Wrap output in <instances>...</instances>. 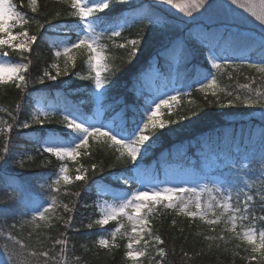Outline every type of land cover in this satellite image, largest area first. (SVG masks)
<instances>
[{
	"label": "trees",
	"instance_id": "obj_1",
	"mask_svg": "<svg viewBox=\"0 0 264 264\" xmlns=\"http://www.w3.org/2000/svg\"><path fill=\"white\" fill-rule=\"evenodd\" d=\"M12 2L22 14H26L25 19L29 22L26 26L18 25L16 29L24 31L27 27L29 34H40L32 53H25L32 61L27 73L29 88H34L35 91L32 92V98H26V94L12 84L0 87V109L13 111L18 121L23 122L34 107L35 100L46 97L48 102L55 103L58 107L67 104L69 107H79L87 116L93 114V81L80 78L89 75L85 54L76 58L75 67L72 64L68 67V75H61L56 81H46L47 87L32 83V78L38 76L45 68L55 75L50 65L58 60L54 58V52L62 47L60 41L66 36L76 38L77 18L69 15L72 11L70 4L63 0H38V12L33 13L28 6V0ZM110 4L111 9L100 14L102 19L113 23L126 20L127 23L122 29L121 37L110 40L105 34L102 39L108 57L107 63L112 69L103 73L107 80L104 119H113L116 125L126 123L129 129L140 120L144 111L143 92L135 84L138 74L147 67H158L167 81L179 86L177 106L172 108L171 113L164 108L162 114L163 119L172 120L173 123L164 129L148 132L153 138L143 158L139 160L140 168L147 179H161L162 165L176 160L180 155L188 154L200 165L203 155L215 153L221 156L219 163L212 165L215 166L216 173L226 181L220 185V188L225 189L224 193L215 191L219 200L228 195L227 190L230 188L231 203L236 206V193L242 187L238 179L241 174L252 186L244 191L255 195L262 183L259 172L264 165V143H261L260 138V132L264 129V113L259 106L237 104L221 107L215 103L208 104L204 99L205 94L196 90L198 86L194 81L202 79L211 71L217 78V91L224 89V92L219 94L225 100V93L229 91H239L241 95L247 93L248 90L241 87L245 84L264 91V74L248 67L247 64L240 66L242 57H247L248 63L260 62L261 37L231 25L185 21L149 0H128L127 3L110 0ZM58 12L60 15L57 17ZM145 13L161 16L166 21V26L148 25L147 21L140 19ZM41 24L44 25L42 29L39 27ZM98 27L103 31L104 26ZM228 37H231V40ZM133 38L142 42L135 57L130 58V49L119 48L118 45ZM209 48L214 49L218 59L226 58L235 61V64L213 69L207 59L212 54ZM11 55L20 60L17 53L12 52ZM208 99H212L210 91ZM17 103L21 104L18 114L15 111ZM3 121L12 123L7 112L0 110V122ZM61 129L62 126L54 121L43 128L39 125H34L31 129L14 127L10 133L13 157H10L6 171L0 172V264H9L7 254L3 251L5 243L9 247L13 245L9 236H15L27 245L25 249L16 245V250L21 253V264H42L40 258L32 257L29 253L39 250L58 253L60 246L53 248V242L63 238L61 233L65 232L70 238L69 264H132L124 256L128 242L126 233L131 231L129 224L121 230V233L125 234H118L115 243L119 247L107 249L101 248L96 241L101 235L111 240L110 233L117 228V222L112 221L103 228L95 224L88 228L87 225L99 215L98 183L105 182L131 192L137 187L136 182L125 186L116 181L115 177L124 167L116 159L118 153L110 142L105 144L90 141L89 148L83 149V153L87 151L88 155L82 153L80 158L88 169L87 183H61L58 193L51 191L47 186L51 183L49 177L54 179V173L64 161L44 152L42 141L48 130L63 134ZM236 145L239 146L238 150L234 147ZM3 146L4 135L0 134V150ZM227 157H231L232 162L226 161ZM13 158L17 161L22 159L23 166L12 163ZM92 164L102 167L103 171L97 170L93 173ZM14 191L15 195L9 198ZM201 195L204 199L208 193L204 191ZM52 196L56 197V206L48 214L51 219H37L36 223L41 225L38 229L35 224L25 223L31 219L34 211L39 210ZM243 198L241 193V201ZM65 205L69 210L65 209ZM251 207V215L264 216V207L258 195ZM215 211L219 214L224 210L216 208ZM228 214L225 213L222 219L226 220ZM68 217H72V223L66 228L64 222ZM212 218L209 216V219ZM148 220L152 236L147 235L151 239L150 245L146 248L145 255L140 258V264H156L160 259L157 255L158 247H165L167 252L163 264H264L260 253H252L250 245L228 231L230 224L220 223L210 227L204 221H192L183 214H178L177 210L165 208L163 204L157 205L148 214ZM237 225L236 231L241 232V225L252 226V222L237 220ZM254 226L257 230L264 229V223L259 219ZM155 235H159L165 244L156 245ZM221 235L224 236L223 240L219 239ZM137 247L141 248L139 245ZM252 255L257 259L251 260Z\"/></svg>",
	"mask_w": 264,
	"mask_h": 264
},
{
	"label": "snow or ice",
	"instance_id": "obj_2",
	"mask_svg": "<svg viewBox=\"0 0 264 264\" xmlns=\"http://www.w3.org/2000/svg\"><path fill=\"white\" fill-rule=\"evenodd\" d=\"M63 2L70 4L72 11L69 15L77 18L76 38L64 37L60 41L62 47L57 48L54 52L55 59H59L62 55L66 58L63 70H61L58 63H52L50 68L56 70L55 75L48 68H45L38 76L32 78V83L47 87L46 81H56L59 76L68 75V64L71 63L75 67L76 62L75 56L72 55L73 50H87L89 75L80 78L94 82L93 97L97 105L95 118L83 114L80 108L76 106L69 107L65 104L63 107H58L55 103L48 102L46 97H40L35 100L34 107L23 122L18 121L17 115L13 111L0 109L7 112L8 117L12 120V123L3 121L2 125H0V134L4 135V146L0 150V172L6 171L10 163V157H13L10 136L13 128L31 129L34 125H39L43 128L45 124H52L54 121L50 117H54L59 112L61 119L56 120L55 123L62 126L61 131L64 136L57 135L55 130L48 132L42 141V150L44 152L51 154L60 161L66 159L75 161L81 155L82 149L87 150L89 148L90 141H100L105 144L110 142L115 152L118 153L116 159L124 165L120 169L121 174L116 179L122 181L125 186L132 184L133 181L137 184V188L131 192H124L120 195L113 194V203L103 201L97 204V208L99 209L98 218L87 225L88 228H92L94 224L103 228L111 221H117L121 216L126 217L128 221L132 222L133 227L131 232L126 233L128 242L126 245L127 250L124 253V256L132 264H140V258L145 255V249L137 246L141 244L142 240L145 246L149 244L147 239H143L142 234L147 232L149 237L152 236V230L148 227V214L159 204H163L165 208L177 210L178 214H183L192 221H204L210 227L220 223L230 224L231 228L228 231L250 245L252 253H260L261 259L264 260V229L257 232L254 226L257 219L264 223V216L256 217L255 215H251V205L257 195L261 199L262 207H264V165L261 166L259 172L262 183L255 195H249L244 191V189H250L252 186L243 174L238 176L242 187L236 193V206H233L231 203L232 192L230 188L227 190L228 195L223 196L221 200L211 197L208 201H204L202 200L201 193L205 190L210 192L213 190L208 189L207 185L190 187L187 186L186 182L183 184H173L167 178L156 182L147 179L139 165V160L143 158L144 152L147 150V146L153 138L147 133L149 131L155 132L157 129H164L167 125L173 123L172 120L162 118L161 109L167 108L169 113H171L172 102L177 101L180 92L177 91L175 95L166 94V98H158L159 102L153 100L144 109L140 120L135 122L131 129L126 127V123L116 125L102 120L101 115L105 111V93L104 91L98 90L105 89L107 83L102 73L111 71L112 69L107 63L108 57L105 54V45L101 43V40L105 34H107V38L110 40L121 37L122 29L127 21L113 23L109 20L102 19L100 14L104 13L105 10L111 9L110 0H63ZM117 2L127 3L128 0H117ZM156 3L172 6L187 17H192L199 10L211 6L210 0H156ZM230 3L232 5H238L240 8L251 13L260 22L261 27L264 28V0H259L258 4L254 0H245L244 3H239V0H230ZM28 6L31 12H38V0H28ZM25 15L17 10V5L12 3V0H0V49H4L5 47L10 48L20 57V60L17 62L5 60L3 58L8 57L9 52L6 50L0 51V87H6L12 84L24 92L26 98H32V92L35 89L30 90L29 76L27 75L30 71L32 61L25 53H32L33 46L40 39V34H29L27 27L21 32L13 31L17 25L26 26L29 23L25 19ZM56 15L58 17L60 13L58 12ZM140 19L147 21L148 25L154 27L166 26V21L161 16L154 14L145 13ZM101 25L104 26L103 31L97 32V26ZM39 27L42 29L44 25L41 24ZM228 39L231 40V37H228ZM14 41L18 42L14 43ZM141 42L140 39L133 38L127 40L125 43L119 44L118 47L129 48L128 55L130 58H134L139 51L138 46ZM209 52L212 54L207 59L211 62L213 69H220L222 65L231 67L235 64V61H230L226 58L218 59L213 48H209ZM259 52V63H248L247 57H242L240 66L247 64L248 67L254 68L259 73L264 74V35L261 36L259 41ZM129 62H131V59ZM118 68L119 66H117V70ZM194 83L198 86L196 90L205 94L204 99L208 104L215 103L221 107H230L237 104L242 106H259L262 113H264V91L253 88L250 84L241 86L248 90L243 95L239 91L226 92L225 100L219 94L220 92H224V89L217 91V78L212 75L211 71L204 75L202 79L195 80ZM189 87H192V85H189ZM209 90H211L210 95L212 99H208ZM20 109L21 104L17 103L15 109L17 114ZM64 137L67 138L65 139ZM260 138L261 143H264V129L260 132ZM83 154L88 155V152L85 151ZM11 162L18 163L20 166H23L24 163L22 159L17 161L14 158ZM91 170L93 173L97 170L103 171L102 167H99L97 164H92ZM76 172L77 174L74 177L69 175L67 164L62 163L58 171L54 173V179L49 177L51 183L47 185L48 188L58 193L62 182L64 185L71 184L73 181H84L87 183L89 179L88 169L81 166L76 169ZM221 183H226V181H221ZM214 191L224 193L225 189L214 187ZM241 193H243L244 197L242 201L240 199ZM105 194L107 193L105 192ZM12 195H15V191L9 198ZM55 206L56 197L52 196L45 205L39 210L34 211L31 219L25 221V223L35 224L36 229L40 228L41 225L36 223L37 219L40 221L50 220L51 217L48 214L54 210ZM64 207L66 210H69L67 205ZM216 208H221L224 211L218 214L215 211ZM225 213H229L226 220L222 219ZM209 216L213 218L209 219ZM237 220H251L252 226L241 225L242 231L237 232ZM64 223L66 228L70 227L72 217H68ZM173 224H175V220ZM124 227V224L120 223L117 228L111 231V240L107 236L101 235L96 243L101 248H118L119 245L115 241L118 238V234H125L121 233ZM61 236L63 238L55 239L53 242V248L60 246L58 253H53L52 250H39L31 251L29 255L40 258L42 264H69L68 253L70 238L66 232L61 233ZM9 239L13 241L12 247H9L7 243L3 245V251L7 254L9 264H21V253L16 250V245H19L20 249L27 248V245L15 236H9ZM208 239H211V237H208ZM219 239L223 240L224 236L221 235ZM154 242L156 245L165 244V241L159 235L154 236ZM157 255L160 259L157 260L156 264H163V260L167 255L165 247H158ZM186 255L187 253H185ZM250 259L255 260L257 257L252 255Z\"/></svg>",
	"mask_w": 264,
	"mask_h": 264
},
{
	"label": "rangeland",
	"instance_id": "obj_3",
	"mask_svg": "<svg viewBox=\"0 0 264 264\" xmlns=\"http://www.w3.org/2000/svg\"><path fill=\"white\" fill-rule=\"evenodd\" d=\"M149 1L153 2L154 4H157L156 0H149ZM244 2L245 0H239V3H244ZM254 2L258 4L259 0H254ZM210 4H211L210 7L199 10L197 13H194L192 17H187L186 15L182 14L178 9H175L172 6H166L163 4H157V5L162 7L168 13L178 18H181L182 20H185V21L231 25L235 28H238L252 35H257L260 37L264 35V28L261 27L260 22L257 21L255 17L252 16L251 13L247 12L245 9L240 8L238 5H232L230 3V0H210ZM17 10L20 11L18 8ZM17 26L13 29V31L21 32L16 29ZM96 30L97 32H102V30L99 29L98 26ZM15 42H18V41H14V43ZM101 43L104 44L102 40H101ZM5 50L9 52V56L4 57L3 59L10 60L12 62L19 61V59H15L11 55V53L14 52L12 49L7 48V47H5L4 49H0V51H5ZM83 54H85L88 59L87 50H73V53H72V55H74L75 58ZM65 59L66 58L63 57L62 55L60 59L56 61V63L60 65L61 70L65 66V63H64ZM70 65L71 63L68 64V67ZM54 72H56L55 69H54ZM92 74L94 75V73ZM135 85L138 89L142 90L143 92L142 94L143 102H144L143 110L149 104H151L153 100H156V102H159L158 98H166V94L175 95L179 88V86L175 84L174 82L167 81L165 79L164 73H162L160 69L155 66L147 67L143 71H141L137 76ZM93 88H94V82H93ZM106 89L107 87L105 85V89L98 90V91H104V93L106 94ZM92 98L94 100L93 89H92ZM104 98H105V95H104ZM178 102H179V96L176 102H172V108L176 107ZM96 108H97V105L95 103L94 113L89 115L88 117L95 118ZM163 109L164 108L161 109L162 114H163ZM50 119H52L53 121L59 120L61 119V114L58 112L54 117H50ZM101 119L104 120L105 122H111L115 124L113 119L107 118L105 120L103 117V113L101 115ZM0 125H2L1 122H0ZM51 131L53 130H48L46 134ZM56 134L63 137V134L61 132L56 131ZM234 147L236 150H238L239 146L236 145ZM82 153H83V149L81 150V155ZM81 155L77 157L75 161L67 160V159L64 160V164H67L69 168V175L73 177L77 174L76 172L77 168L81 166L85 168V165H83V162L80 159ZM220 156L221 154H215V153L210 154V155H203L199 163L200 165H198L196 163V160L192 156L188 154L180 155L179 158H177L176 160L168 162V163H164L162 165V178L159 180H165L167 178L173 184H183L186 182L187 186H190V187L207 185L208 189H213V190L211 192L208 190H205V192H207L208 195H206L204 199H203L204 196L201 195L202 200L208 201L211 197H215L217 200H219L218 196H216L215 194L214 187H220L221 181H223V179L220 174L216 173L214 165H217L219 163ZM225 160L228 162H232L231 157H227ZM213 163L214 165H212ZM115 180L117 181L116 177H115ZM156 181L158 180H153V182H156ZM97 188H98L97 189L98 204L102 203L103 201H109L110 203H113L114 202L113 194L120 195L124 192H128V190L119 189L115 187L114 185H111L105 182L98 183ZM136 188L137 187H135L134 189ZM105 192L107 194H105ZM98 212H99V209H98ZM116 222H117V227L119 226L120 223H123L124 226L126 224H129L131 227L130 229L132 230L133 224L132 222L128 221L126 217L121 216L118 218ZM257 232H259V230H257ZM142 235H143V239H147L149 241V244L145 246L142 240L139 246L141 248L143 247V249L146 250V248L150 245L151 239L147 237L146 232L143 233Z\"/></svg>",
	"mask_w": 264,
	"mask_h": 264
}]
</instances>
